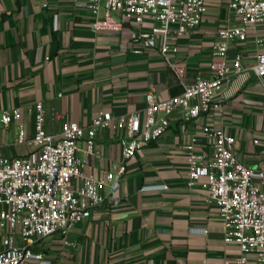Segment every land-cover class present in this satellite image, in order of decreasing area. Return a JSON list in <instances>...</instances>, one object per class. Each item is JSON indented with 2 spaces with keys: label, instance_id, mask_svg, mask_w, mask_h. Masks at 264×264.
Masks as SVG:
<instances>
[{
  "label": "crops",
  "instance_id": "0c3cea01",
  "mask_svg": "<svg viewBox=\"0 0 264 264\" xmlns=\"http://www.w3.org/2000/svg\"><path fill=\"white\" fill-rule=\"evenodd\" d=\"M228 2L206 0L196 27L179 37L172 32L168 43L176 51L171 57L184 68L179 80L156 49L133 51L138 44L127 25L92 31L94 16L85 0H0V110L17 108L21 114L18 122L0 128L3 153L30 150L17 143L16 133L21 124L25 136H33L38 102L44 130L56 134L62 122L87 126L101 110L112 117L141 113L146 92L164 99L208 77L216 32L241 26ZM145 22L143 31L153 21ZM175 27L171 24V31ZM262 36L264 26H258L228 46L226 62L238 56L241 72L229 74L214 93L221 100L219 111L194 119L174 111L165 134L127 162L122 178L105 190V201L89 218L39 240L33 249L50 264H232L238 251L223 243L217 208L202 187L205 179L187 185L186 146L210 156L212 142L201 128L221 127L233 137L232 150L241 163L264 169V90L248 70L264 50L258 41ZM78 148L82 172L96 178L121 161L118 137L108 128L96 130L92 154L83 156L81 143Z\"/></svg>",
  "mask_w": 264,
  "mask_h": 264
},
{
  "label": "built area",
  "instance_id": "2783aa9c",
  "mask_svg": "<svg viewBox=\"0 0 264 264\" xmlns=\"http://www.w3.org/2000/svg\"><path fill=\"white\" fill-rule=\"evenodd\" d=\"M205 1L85 0V8L94 16L92 31L122 30L127 25L130 39L138 44L133 51L156 49L180 80L184 68L173 61L171 55L176 47L168 43L169 38L172 32L179 37L199 24ZM228 7L240 19L241 26L216 32L209 76L197 78L180 94L160 99L148 91L141 113L112 117L110 112L101 110L87 126L62 122L56 134L44 130L43 109L38 102L33 136L27 138L22 125L17 127V143L27 144L30 150L8 156L3 153L0 140V264H27L30 259L37 264H50L33 249L35 244L52 234H64L89 218L105 201V190L122 178L127 162L149 142L165 134L174 111L183 110L189 119L202 112L219 111L221 100L214 93L229 74L241 72L238 56L227 64L228 46L264 26V0H229ZM147 19L153 22L143 31L141 27ZM171 24L176 25L174 31ZM258 41L264 46V36ZM248 70L261 81L264 90V50L256 53ZM20 117L17 108L0 110V128L18 122ZM99 128H108L118 137L121 161L114 170L96 178L82 172L84 160L78 156V144H82L83 156L92 154ZM201 134L211 140L212 153H194L193 145L187 144V185L193 186L201 177L205 179L202 187L217 208L223 243L234 245L238 251L232 264H264V169H250L241 163L232 150L233 137L223 128L205 125Z\"/></svg>",
  "mask_w": 264,
  "mask_h": 264
}]
</instances>
